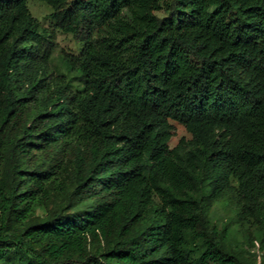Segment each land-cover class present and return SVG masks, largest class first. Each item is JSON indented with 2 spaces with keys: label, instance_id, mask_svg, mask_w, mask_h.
I'll use <instances>...</instances> for the list:
<instances>
[{
  "label": "trees",
  "instance_id": "1",
  "mask_svg": "<svg viewBox=\"0 0 264 264\" xmlns=\"http://www.w3.org/2000/svg\"><path fill=\"white\" fill-rule=\"evenodd\" d=\"M29 1L0 0V264H246L209 213L264 248V0Z\"/></svg>",
  "mask_w": 264,
  "mask_h": 264
},
{
  "label": "rangeland",
  "instance_id": "2",
  "mask_svg": "<svg viewBox=\"0 0 264 264\" xmlns=\"http://www.w3.org/2000/svg\"><path fill=\"white\" fill-rule=\"evenodd\" d=\"M31 14L39 21L40 25L45 28L51 26L48 19L50 8L36 0H30L28 3ZM59 49L55 56H58L61 50L77 53L80 46L71 35L59 34ZM174 137L171 146H176L182 138L191 139V135L180 124L174 123ZM42 209L37 210V214L44 215ZM210 219L219 229L229 228V237L226 242L227 246L237 251L240 258L246 264H264V248L261 243V235L257 230V225L253 220L241 221L238 216V207L233 197L225 198L217 202L210 210ZM250 233L252 234L253 246H250Z\"/></svg>",
  "mask_w": 264,
  "mask_h": 264
}]
</instances>
